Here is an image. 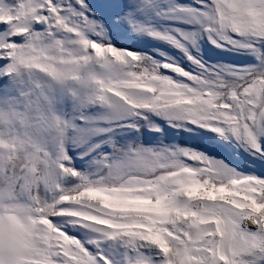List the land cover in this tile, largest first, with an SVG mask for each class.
<instances>
[{"label":"snow or ice","instance_id":"snow-or-ice-1","mask_svg":"<svg viewBox=\"0 0 264 264\" xmlns=\"http://www.w3.org/2000/svg\"><path fill=\"white\" fill-rule=\"evenodd\" d=\"M0 264H264V0H0Z\"/></svg>","mask_w":264,"mask_h":264}]
</instances>
